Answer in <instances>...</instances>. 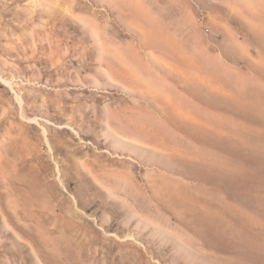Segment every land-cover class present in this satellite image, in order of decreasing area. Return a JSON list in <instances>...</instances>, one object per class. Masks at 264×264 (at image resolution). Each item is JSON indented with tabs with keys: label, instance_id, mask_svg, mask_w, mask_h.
I'll return each instance as SVG.
<instances>
[{
	"label": "rangeland",
	"instance_id": "rangeland-1",
	"mask_svg": "<svg viewBox=\"0 0 264 264\" xmlns=\"http://www.w3.org/2000/svg\"><path fill=\"white\" fill-rule=\"evenodd\" d=\"M0 264H264V0H0Z\"/></svg>",
	"mask_w": 264,
	"mask_h": 264
}]
</instances>
